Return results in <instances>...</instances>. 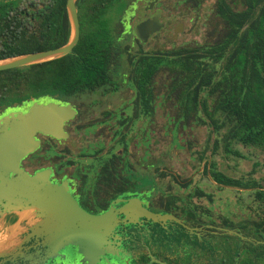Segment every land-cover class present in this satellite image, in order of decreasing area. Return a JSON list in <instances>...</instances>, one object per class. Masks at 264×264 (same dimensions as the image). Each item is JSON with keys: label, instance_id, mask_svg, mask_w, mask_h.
<instances>
[{"label": "flooded vegetation", "instance_id": "flooded-vegetation-1", "mask_svg": "<svg viewBox=\"0 0 264 264\" xmlns=\"http://www.w3.org/2000/svg\"><path fill=\"white\" fill-rule=\"evenodd\" d=\"M116 1L101 4L102 11L95 12L89 0L83 13L75 2L78 41L83 34H91L98 37L87 40L105 43L91 51L89 45L83 46L82 53L87 54L80 67L85 74L72 79L76 84L72 90L2 104L0 119L11 113L25 114L33 103L69 107L73 113L61 126L65 135L58 138L36 132L35 146L19 159L18 168L29 176L42 174L50 184L64 185L89 214L118 210L137 199L142 209L175 218L157 221L158 228L153 230L148 227L150 219L134 212H128V217L117 213V223L107 238L110 247L95 264H158L151 257L166 264H205L201 231L217 228V214L192 201L205 195L199 183L204 184L207 174L204 149L194 156L189 131L208 127L200 96L191 109L180 104L183 77L176 62L181 57L187 60L191 52L203 56L207 48L217 47V0H121L123 11L108 19L105 11ZM206 26H210L208 36L202 35ZM159 142H164L168 156L184 149L191 160L196 158L197 165L188 167V177L162 164L157 155ZM14 177L9 174L10 179ZM159 179H166L162 191ZM175 186H190L193 192L177 194ZM206 211L215 224L206 223ZM32 214L12 212L0 219V231L15 225L20 216L21 224L30 222L19 236L20 225L0 237V264H28L29 260L30 264H76L80 256L71 245L41 263L47 247L42 244L44 237L36 238L28 230L37 221ZM169 224L183 234L170 251H160L157 244H163Z\"/></svg>", "mask_w": 264, "mask_h": 264}, {"label": "trees", "instance_id": "trees-1", "mask_svg": "<svg viewBox=\"0 0 264 264\" xmlns=\"http://www.w3.org/2000/svg\"><path fill=\"white\" fill-rule=\"evenodd\" d=\"M65 1L0 0V61L64 45L70 31ZM77 1L79 11L86 12L89 0ZM111 1L91 0L93 11H102L98 7ZM214 12L220 31L217 47L207 48L203 56L191 52L187 60L181 57L176 62L183 77L180 104L191 109L201 97L205 125L214 136L210 156L222 146L225 156L241 157L236 145L264 150V0H217ZM87 37L98 36L83 34L70 53L52 61L0 71V105L54 91L70 92L76 85L72 79L85 74L80 67L87 54L82 53L83 46L89 45L91 51L105 43ZM205 169L216 185L251 189L258 204L252 218L235 222L217 216V228L201 231L205 264H264L259 256L264 254V185L227 177L210 160ZM206 212V223L215 224Z\"/></svg>", "mask_w": 264, "mask_h": 264}, {"label": "water", "instance_id": "water-1", "mask_svg": "<svg viewBox=\"0 0 264 264\" xmlns=\"http://www.w3.org/2000/svg\"><path fill=\"white\" fill-rule=\"evenodd\" d=\"M76 1H65L70 34L64 45L1 60L0 71L44 63L68 54L79 37ZM72 113L69 107L51 102L33 103L25 114L11 113L0 119V219L12 212H33L31 218L37 221L28 230L36 238L44 237L42 244L47 247L43 251L41 263L56 256L58 250L71 245L80 256L79 264H95L110 247L107 238L117 223L115 218L117 213L128 217V212H134L135 216L151 221H176L171 215L151 213L142 209L137 199L129 200L118 210L110 209L100 215L89 214L69 196L64 185L50 184L42 174L29 176L18 168L19 159L35 146L33 135L41 132L58 138L63 137L65 134L61 129L62 123ZM10 173L16 177L10 179ZM22 220L20 217L17 224ZM27 223L30 224L28 221ZM223 231L245 239L243 235L233 230ZM151 260L158 264H166L154 257H151ZM30 263L29 260L28 264Z\"/></svg>", "mask_w": 264, "mask_h": 264}, {"label": "rangeland", "instance_id": "rangeland-1", "mask_svg": "<svg viewBox=\"0 0 264 264\" xmlns=\"http://www.w3.org/2000/svg\"><path fill=\"white\" fill-rule=\"evenodd\" d=\"M122 11H123V2L121 0H117L116 2H112L108 6L105 12L108 19H113L117 17ZM208 33H210V26L205 27V34L202 35L208 36ZM217 34H218V30H217ZM192 38L196 40H201V38H198L197 35L196 36L192 35ZM189 136H190L189 141H194V144L192 146V151H194L195 153L194 156L197 155L198 149L200 151L204 149L206 160L215 162L216 170L223 172L227 177L240 179L242 181L254 180L257 183L264 185V150L255 147L236 145L234 149H236L241 154V157H236L233 155L225 156L223 153L222 146H219L217 148L216 154L214 156H210V151L208 147L209 144L212 142L214 136L210 133L209 128L205 127V129L204 128L198 129L196 127H192V129L189 131ZM176 151L177 152L175 156H171L172 154L168 156L164 142L158 143V151H157L158 159L163 161L162 164L172 167V170L181 173V176L183 178H186L190 175V171L188 167H191L192 165H197V160L196 158L194 160L193 159L191 160L190 157L188 156L187 151L184 149L183 150L178 149ZM207 175L204 184L199 183V188L203 191L202 194L205 195L209 194L211 201L210 202L208 201L207 195L206 196L203 195V196L193 197L192 201L194 204L201 207L209 208L213 213L217 214V216L228 217L235 222H237V220L243 218L244 216H249L250 218L253 217V213H252L254 212L253 209L256 205L258 206V204L251 197V193H250L252 191L251 189L249 188L235 189L230 186H221L218 184L216 186L214 181L211 180L210 177L209 179ZM165 183H166V179L163 180L159 179L158 181L159 191H162L164 189ZM189 187L186 189L175 186L173 189L175 191H178L177 194L192 193L193 191H190ZM163 192L167 193V191H163ZM169 192L172 193V191ZM161 213L162 212L160 211L158 214ZM19 225H20L19 228L20 230L16 232V236H19L21 233V229H23L26 226V223L21 224L20 222V224L17 225L16 222L15 225H12L9 228L7 227L8 229L0 231V237L2 235L5 236L8 232L10 233L13 232L14 228ZM158 225L159 223L157 221H153L151 222L150 225H148V227L155 230L156 228H158ZM1 227L2 224H0V228ZM168 228H170L171 230H168ZM202 229L204 231V228ZM165 232L166 234L163 237L164 242L163 244L158 243L157 248H159L160 251L165 250L166 252L168 250L170 251L175 244L180 242V238L183 233L180 229H174L170 224L167 225V229L165 230ZM259 256L264 257V254ZM61 260L64 261L65 258H62ZM201 260L203 262V259ZM76 264H78L77 261Z\"/></svg>", "mask_w": 264, "mask_h": 264}]
</instances>
